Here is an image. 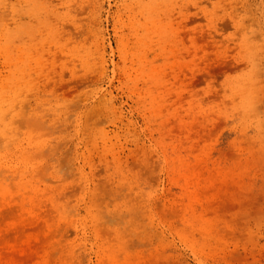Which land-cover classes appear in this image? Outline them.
<instances>
[{
  "label": "rangeland",
  "instance_id": "1",
  "mask_svg": "<svg viewBox=\"0 0 264 264\" xmlns=\"http://www.w3.org/2000/svg\"><path fill=\"white\" fill-rule=\"evenodd\" d=\"M0 264H264V0H0Z\"/></svg>",
  "mask_w": 264,
  "mask_h": 264
}]
</instances>
